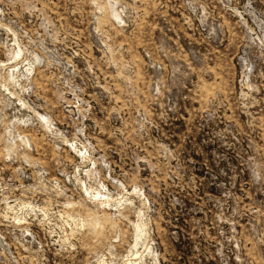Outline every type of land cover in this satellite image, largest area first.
I'll use <instances>...</instances> for the list:
<instances>
[{
    "label": "rangeland",
    "instance_id": "rangeland-1",
    "mask_svg": "<svg viewBox=\"0 0 264 264\" xmlns=\"http://www.w3.org/2000/svg\"><path fill=\"white\" fill-rule=\"evenodd\" d=\"M0 264H264V0H0Z\"/></svg>",
    "mask_w": 264,
    "mask_h": 264
}]
</instances>
